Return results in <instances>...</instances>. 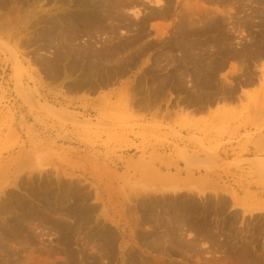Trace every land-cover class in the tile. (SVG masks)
<instances>
[{
    "label": "rangeland",
    "instance_id": "1",
    "mask_svg": "<svg viewBox=\"0 0 264 264\" xmlns=\"http://www.w3.org/2000/svg\"><path fill=\"white\" fill-rule=\"evenodd\" d=\"M102 1L111 10L127 3L118 13L127 21L118 26L127 23L129 30L123 24L113 36L105 34V19L96 24L99 30L87 32L82 26L77 32L82 0L0 4V229H9L10 196L36 209L32 195L43 189L54 194L51 203L58 212L51 218L62 214L65 227L59 239L50 225L27 222L19 239L29 247L19 243L11 248L21 260L35 264H227L247 245L260 252L264 174L254 159H264V147L255 151L251 139L264 134V56L251 64V86L240 84L246 74L227 60L206 88L217 100L201 114L195 113L198 105L185 103L195 94L193 84L176 80L160 88L156 66L182 17L201 26L206 14L212 18L217 13L213 20H219L221 29L206 36L229 35L232 48L239 49L249 42L248 34L259 36L256 26L242 34L238 26L264 0H134L132 8L130 0ZM103 2L99 5L105 6ZM165 5L170 7L166 17L159 12ZM126 39L138 42L117 51L111 63L95 58ZM88 46L96 53L97 71L77 67V53ZM14 58L25 72L16 70ZM26 95L59 112L31 107ZM230 95L233 99L223 102ZM206 152L214 157L209 163ZM157 171L162 178L154 180ZM158 180L169 188L160 187ZM243 185L254 192L247 188L242 196ZM182 202L187 207L193 203L197 214L187 216L189 208ZM3 256L0 264L7 260Z\"/></svg>",
    "mask_w": 264,
    "mask_h": 264
},
{
    "label": "bare ground",
    "instance_id": "2",
    "mask_svg": "<svg viewBox=\"0 0 264 264\" xmlns=\"http://www.w3.org/2000/svg\"><path fill=\"white\" fill-rule=\"evenodd\" d=\"M8 0H0V4H6ZM17 1V0H15ZM23 1V0H19ZM45 1V0H44ZM119 1V0H118ZM134 0H130L128 5L132 7V5H134L133 3ZM142 1V0H141ZM168 1V0H167ZM214 1V0H213ZM221 1V0H220ZM219 1V2H220ZM228 0H224L223 2H226ZM245 0H242V2ZM256 1V0H255ZM18 2V3H19ZM79 2V1H78ZM99 2H103L102 0H82L80 7L77 9V32L80 31V28L82 26H85L87 32L90 31L91 28H95L96 31V27L98 29V25L96 24H100L103 21H106L105 19H107V21L109 22L107 25L102 26V30L103 33L107 34L110 33V35L113 34V32L115 33V30L119 29L120 26H122L125 23H122V25L118 26L119 22H126L127 19H124L120 17V15H118V13L121 12V10L124 9V6H126L125 4H116L114 7L111 6V8L113 7L114 10H111L109 8L110 4L108 5V2L104 1L103 3L105 4V6L99 5ZM165 2V1H163ZM173 2V1H172ZM22 3V2H21ZM133 3V4H132ZM157 4H159L158 2H156ZM228 3V2H227ZM259 3V2H257ZM256 3V4H257ZM262 3V2H261ZM259 3L260 6L258 7V10H254L251 11L252 14L248 13L250 16L242 22L243 26H241L239 24L238 26V30H240L239 32H241L240 34H242L243 32L245 33L246 31L250 30V28H252L253 26H256L259 28V31L257 33H259V36L257 37V35H253V34H248L250 39L249 42L247 41V44L241 46L239 49H234L237 48L236 46L234 48H232V40L233 38L229 35H222V36H206L208 33L210 34V32H213L215 29L220 28V22L219 20H213V18L215 17V15L217 14H213L214 17L210 18V16H206L204 17V20L201 18L200 21L202 22L201 26H199L198 24H193L192 20H189L185 17H182L178 20L179 22V26L176 29L177 30V34L176 37L171 41H169L168 46L166 47V52L160 54L159 56V64L156 66V69L158 67L160 71V75H159V84L161 87L160 88H165L166 86H164L165 83H167L166 85H168V83H173L175 84V81L177 80L179 84H182L184 82H190L191 84H193V88H196V91H194V96H192L191 100L188 101L187 98V102L186 106L188 105H198V108L195 109V113L201 114L204 113V109L209 108V106L211 107L212 104L215 103V100H217V98L215 97V92L214 91H207L206 88H208V85H213V80H214V75L216 72H218V69L223 67L225 65V63L227 62V60H234L235 63H238L239 65V70L243 71L246 75L244 77V75L241 74V76L244 77L245 81L243 83V85L246 86H251L253 85L255 82L253 79V76L251 75V73L248 75V72H250L251 70V64L255 65L258 63V61H260L261 59H263L264 56V6H262V4L264 5V3ZM78 4V3H77ZM198 4V3H197ZM208 4V3H207ZM206 4V5H207ZM210 4V3H209ZM212 4V3H211ZM225 5V3H223ZM252 4V3H251ZM255 4V5H256ZM27 5V4H26ZM161 5V4H160ZM164 5V4H163ZM162 5V6H163ZM228 5V4H227ZM234 5V4H233ZM239 5V4H238ZM241 5V4H240ZM254 5V6H255ZM1 6V5H0ZM79 6V5H77ZM123 6V9H121V7ZM129 6V7H130ZM137 6V5H136ZM135 6V7H136ZM139 6V5H138ZM211 6V5H210ZM84 7V8H83ZM168 7L167 5H165V7H161V9L159 10V12L161 14H166V16L168 15ZM256 7V6H255ZM14 8V7H13ZM12 8V9H13ZM126 8V7H125ZM170 8V7H169ZM201 8V7H200ZM257 8V7H256ZM80 9H82L83 11H80ZM128 9V8H126ZM189 9V8H188ZM203 9V8H202ZM208 9V8H207ZM242 9V8H241ZM240 9V10H241ZM16 10V9H15ZM195 9H193L194 11ZM210 10V8H209ZM209 10H206L207 12H209ZM239 10V11H240ZM115 11V12H114ZM126 11V10H125ZM205 11V12H206ZM244 12V11H243ZM124 13V12H123ZM209 13H212L209 12ZM215 13V12H213ZM241 13V12H238ZM160 14V15H161ZM163 14V15H164ZM198 14V13H197ZM236 14V13H235ZM20 15V14H19ZM73 15V14H72ZM152 15V14H151ZM153 15H157L156 13ZM160 15H157L158 17ZM162 15V16H163ZM192 15V14H191ZM209 15V14H208ZM231 15V14H229ZM228 15V16H229ZM240 15V14H239ZM127 16V13H126ZM160 17V19L166 17L164 15V17ZM193 16V15H192ZM238 16V15H237ZM247 16V15H246ZM69 17V16H68ZM74 17V16H73ZM76 17V16H75ZM150 17V16H149ZM148 17V19H149ZM187 17V16H186ZM230 17V16H229ZM128 18V17H127ZM240 18V17H239ZM246 18V17H245ZM200 19V18H199ZM225 19V18H224ZM232 19V18H231ZM241 19V18H240ZM126 20V21H125ZM198 20V19H197ZM196 20V21H197ZM243 20V17H242ZM129 21V20H128ZM195 22V21H194ZM199 22V23H200ZM224 22V21H222ZM81 23V24H78ZM129 23V22H128ZM131 23V22H130ZM143 23V22H142ZM236 23V22H235ZM234 23V24H235ZM64 24V23H63ZM84 24V25H83ZM121 24V23H120ZM257 24V25H256ZM128 24H125V28L126 30L128 29L129 26H127ZM222 25V24H221ZM229 25V24H228ZM119 28H118V27ZM131 26V24H130ZM141 26V23H140ZM234 26V25H233ZM6 27V26H5ZM237 27V26H236ZM92 29V30H93ZM221 29V28H220ZM85 30V29H84ZM91 30V31H92ZM99 30V29H98ZM129 30V29H128ZM94 31V30H93ZM216 31V30H215ZM243 31V32H242ZM67 32V31H66ZM107 32V33H106ZM59 33V32H58ZM85 33V32H84ZM100 33V32H99ZM102 33V32H101ZM176 33V32H175ZM79 34V33H77ZM89 34V33H88ZM92 34V33H91ZM136 34V33H135ZM239 34V33H238ZM256 34V33H255ZM48 35V34H47ZM70 35V34H69ZM73 35V34H72ZM114 35V34H113ZM112 35V36H113ZM203 35L204 39L201 40L200 42L198 40L199 43H196L192 40L193 36H201ZM211 35V34H210ZM233 35V34H232ZM237 35V34H236ZM245 35V34H244ZM45 36V35H44ZM74 36V35H73ZM79 36V35H78ZM141 36V35H140ZM224 36V37H223ZM58 37V36H57ZM64 37V36H63ZM137 37V36H136ZM135 37V38H136ZM235 37V36H234ZM48 38V37H47ZM50 38V37H49ZM52 38V37H51ZM50 38V39H51ZM62 38V37H61ZM70 38V37H69ZM73 38V37H72ZM140 38V37H139ZM201 38V37H200ZM45 39V37H44ZM71 39V38H70ZM138 39V38H137ZM169 39V38H168ZM202 39V38H201ZM43 40V39H42ZM55 40V38H54ZM57 40V39H56ZM68 40V39H67ZM134 39H130V40H124L121 42H119L116 45L111 46L107 51H104L103 54H99L97 55L95 58L97 57H101L102 60L105 62H109L111 63V58H113V56L117 55V51H122L125 52L126 50H128V47L131 46V44H134L133 42ZM37 41V40H36ZM46 41V40H45ZM53 41V40H52ZM235 41V40H234ZM42 42V41H41ZM70 42V41H69ZM133 42V43H132ZM138 42V41H136ZM135 42V43H136ZM194 42V43H193ZM45 43V42H44ZM53 43V42H52ZM48 44V43H47ZM234 44V43H233ZM43 46V44H42ZM91 46V45H90ZM234 46V45H233ZM240 46V45H239ZM68 47V46H67ZM140 47V46H139ZM43 48V47H42ZM69 48V47H68ZM133 48V47H132ZM138 48V47H137ZM136 48V49H137ZM81 52L77 53V67H80L81 69H83L84 71L87 69L91 70H95L97 71V62L96 60L94 61V55L91 47L88 46V49H82L80 48ZM135 49V47H134ZM144 49V48H143ZM66 50V49H65ZM78 50V47H77ZM142 50V49H141ZM261 51L258 52L256 54L257 51ZM67 51V50H66ZM83 51V52H82ZM131 51H129L130 53ZM76 54V53H75ZM128 54V52L126 53ZM131 54V53H130ZM133 54V53H132ZM158 54V53H157ZM258 57H256L255 56ZM58 57V55H56ZM15 57V56H14ZM60 57V56H59ZM62 57V56H61ZM17 58V57H16ZM14 58V65L16 67L17 71L20 72H25L24 67L20 64L19 61H17V59ZM115 58V57H114ZM16 59V60H15ZM61 59V58H60ZM130 59V58H129ZM80 62V63H79ZM130 63H133V58H131V60L129 61ZM165 62V63H163ZM56 63H58L56 61ZM79 63V64H78ZM163 63V64H162ZM54 64V63H53ZM107 64V63H106ZM129 65V64H127ZM50 66V65H49ZM57 66V65H56ZM54 64V67H56ZM236 66V67H237ZM225 67V66H224ZM51 68L53 69V67L51 66ZM50 68V69H51ZM58 68V67H57ZM152 68V67H151ZM51 69V70H52ZM59 69V68H58ZM57 70V69H55ZM156 71V72H157ZM176 72L177 75H175L174 72ZM253 70H251L252 72ZM27 72V71H26ZM54 72V71H53ZM89 72V71H88ZM166 73V74H165ZM49 74V73H48ZM159 74V73H158ZM158 74L156 73V76H158ZM56 77V74H53ZM237 75V74H236ZM238 76V75H237ZM240 76V77H241ZM243 79V78H242ZM106 80V79H105ZM108 80V79H107ZM18 81V80H17ZM243 81V80H242ZM215 82V81H214ZM102 83V82H101ZM20 84V83H18ZM156 84V82H155ZM177 84V85H179ZM218 85V84H217ZM20 86V85H19ZM171 86V85H169ZM216 86V84H215ZM18 87V86H17ZM82 87V85H81ZM179 87V86H178ZM177 87V88H178ZM192 87V86H191ZM21 88V86H20ZM74 88V87H73ZM137 88V87H136ZM143 88V87H142ZM154 88V86H153ZM175 88V87H174ZM173 88V89H174ZM215 88V87H214ZM152 89V88H151ZM172 89V88H171ZM216 89H218L216 87ZM234 89V88H232ZM164 90V89H163ZM189 90V88H188ZM194 90V89H193ZM20 91V90H19ZM155 91V90H154ZM159 91V90H158ZM143 92V91H142ZM141 92V93H142ZM218 92V91H217ZM23 93V92H22ZM154 93V92H153ZM219 94V93H218ZM231 94V93H230ZM24 96V95H23ZM27 97V95L25 96ZM24 97V98H25ZM32 97V96H31ZM38 98H40L39 96H37ZM149 97V96H148ZM195 97V98H194ZM222 97V96H220ZM218 97V99L220 98ZM28 99L27 102L30 103L31 107H36L37 109L46 111L48 113H52V114H57L56 109L52 108L50 105H44L42 103H39L38 100H33L32 98L27 97ZM233 99V96H227L226 98H222L223 102H230V100ZM26 100H24L26 102ZM185 100V101H186ZM221 100V99H220ZM219 100V101H220ZM149 102V101H148ZM151 102V100H150ZM221 102V101H220ZM152 103V102H151ZM47 104V103H46ZM227 104V103H225ZM229 104V103H228ZM29 105V106H30ZM135 105V104H134ZM149 105V104H148ZM163 108V107H162ZM177 114V113H176ZM167 115V114H165ZM190 116V115H189ZM194 116V115H193ZM166 120V119H165ZM254 137L253 140L254 144H253V149L257 152H259V150L263 149L262 147H264V134L263 137ZM214 159L213 156L210 155V152H206V157H205V162H211ZM196 160V159H195ZM254 163L256 164V166L259 168L260 172L262 174H264V159L262 158H255L254 159ZM207 168L211 171L213 170L212 165H207ZM152 179L157 180L159 178H162L160 171H157L153 176H151ZM168 182H170L171 177L167 178ZM159 182V186L163 187V188H169L168 184H166V186L161 182V180H158ZM41 183V182H40ZM146 183V182H145ZM198 182H195L194 185L197 186ZM26 184V183H25ZM173 184L174 188L175 187V183H171ZM200 184V183H199ZM17 185V184H16ZM27 185V184H26ZM42 185V184H41ZM40 185V186H41ZM145 185V184H144ZM18 186V185H17ZM39 186V187H40ZM165 186V187H164ZM199 186V185H198ZM43 187V186H42ZM41 187V188H42ZM212 187V186H211ZM215 187V186H214ZM38 188V187H37ZM46 188V187H45ZM20 189V188H19ZM47 189V188H46ZM199 189V188H198ZM210 189V187H209ZM44 191L39 194V195H32V200L38 205V207L36 209H34L32 206H30L27 202L20 200V201H16L14 199L15 196H10V203L7 204V207H11V214H12V218L10 217V220L7 225H8V230L6 229H0V256L4 255L3 257H5L7 260L5 262V264H35V261L29 259L30 261H23L21 260L22 258L19 255V251L18 250H14L13 248H11V244L12 245H20L22 243L21 240L19 239V234L23 231V227H26V223L30 222V221H34L36 220L37 222H39V225H45L48 224L51 226L53 231H56V233L58 234L59 239H62L63 235H64V231H65V227L62 225L61 223V219H62V214L61 219L57 218L55 219V221L53 220V218H51L52 216L54 217L55 214H57L56 212H58L57 208L52 207V201L51 198L54 197L52 195L51 197V193L47 192L45 189H43ZM78 190V189H77ZM61 192V191H60ZM54 193V192H53ZM57 193V192H56ZM59 193V192H58ZM77 193V192H76ZM75 194V193H74ZM63 195V194H62ZM80 195V194H79ZM17 196V195H16ZM30 196V195H29ZM81 196V195H80ZM69 197V196H68ZM22 198V197H21ZM63 198V197H62ZM78 198V197H77ZM17 199V198H16ZM53 199V198H52ZM57 199V205L61 206L62 202L60 201L59 198ZM237 199V198H236ZM235 199V200H236ZM60 201V202H59ZM239 201V200H238ZM59 202V203H58ZM65 202V201H64ZM158 202V201H157ZM237 202V201H236ZM159 203V202H158ZM173 202H171L172 204ZM179 203V202H178ZM177 201L175 203V207L178 208V205L176 206V204H178ZM185 203V202H182ZM242 203V202H241ZM181 204V203H180ZM192 205L189 207H187L186 203V209L189 208L188 212H187V216L190 215H196L197 210L195 205L193 203H191ZM237 204H240L239 202H237ZM55 205V203H54ZM168 205H170L168 203ZM184 205V206H185ZM190 205V204H188ZM34 206V204H33ZM63 206V205H62ZM171 206V205H170ZM174 206V205H172ZM211 206V205H210ZM3 207V206H2ZM57 207V206H56ZM168 207V206H167ZM180 207V206H179ZM209 207V206H208ZM1 208V207H0ZM89 208V207H88ZM164 208V207H163ZM166 208V205H165ZM183 208V207H181ZM176 209V208H173ZM185 209V210H186ZM211 209V208H210ZM5 211L7 209H5L4 207L2 208V211ZM20 212L22 213H19ZM78 210V208H77ZM171 210V209H170ZM177 210V209H176ZM181 210V209H180ZM3 211V213H4ZM178 211V210H177ZM176 211V213H177ZM10 212L8 214H10ZM173 211H171L172 213ZM175 212V211H174ZM184 212V211H183ZM182 212V213H183ZM7 213V212H5ZM175 215L173 214V216H178L177 214ZM181 213V212H180ZM155 215V214H154ZM11 216V215H10ZM57 216V215H56ZM55 216V217H56ZM59 216V217H60ZM161 216V215H160ZM20 217V218H19ZM23 217V218H21ZM69 217V216H68ZM192 217V216H191ZM9 218V215H8ZM73 218V217H72ZM149 218V217H148ZM162 217H160L161 219ZM183 218V217H182ZM186 218V217H185ZM203 218H207L206 216ZM52 219V220H51ZM81 219V218H80ZM171 219V218H170ZM71 220V219H70ZM185 220V219H183ZM181 219V221H183ZM179 220V222H181ZM228 221V220H227ZM35 222V221H34ZM73 222V221H72ZM76 222V221H75ZM229 222V221H228ZM68 223V222H67ZM6 224V223H5ZM29 224V223H28ZM177 224V223H176ZM181 224V223H180ZM204 224V223H202ZM80 225V224H79ZM6 226V225H5ZM27 228V227H26ZM37 228V227H36ZM48 228V227H47ZM105 228V227H104ZM28 229V228H27ZM41 229V228H40ZM198 230V229H197ZM81 232V231H80ZM174 232V231H173ZM54 233V232H53ZM257 233V232H256ZM236 234V233H235ZM254 234V233H253ZM212 235V234H211ZM32 236V235H31ZM105 237V236H104ZM31 238V237H30ZM25 239V238H24ZM20 240V241H19ZM209 240V239H208ZM23 241V239H22ZM80 241V240H79ZM251 241V240H250ZM254 241V240H253ZM41 242V241H40ZM20 243V244H19ZM57 243V242H56ZM250 243V242H249ZM257 243V242H256ZM41 244V243H40ZM39 244V245H40ZM248 244V243H247ZM23 246H28L22 244ZM21 245V246H22ZM55 245V244H54ZM111 245V244H110ZM159 246V245H158ZM20 247V246H19ZM40 247V246H39ZM42 247V246H41ZM40 249L38 250H41ZM82 247V246H81ZM225 247V246H224ZM227 247V246H226ZM250 246H246L245 248H243L242 252H240L241 254L237 255V257H234L232 260L231 258V262L227 263V264H264V245L261 247V251L259 252L258 249H256V247H250ZM24 248V247H23ZM22 248V249H23ZM31 248V247H30ZM33 248V247H32ZM54 248V247H53ZM57 248V247H56ZM107 248V247H106ZM229 248V247H228ZM231 248V247H230ZM21 249V248H20ZM19 249V250H20ZM70 249V248H69ZM222 249V248H221ZM31 250V249H30ZM35 250V249H34ZM34 250H32L34 252ZM38 250H36L38 252ZM258 250V251H257ZM23 251V250H22ZM26 251V250H25ZM55 251V250H54ZM58 251V250H57ZM224 251V250H223ZM33 252L31 254H33ZM41 252V251H40ZM236 252V251H235ZM35 253V252H34ZM39 253V252H38ZM230 252H228L229 254ZM239 253V252H238ZM30 254L27 253V255ZM36 254V253H35ZM34 254V255H35ZM48 254V253H47ZM64 254V253H63ZM231 254V253H230ZM104 255V254H103ZM232 255V254H231ZM52 256V255H51ZM229 256V255H227ZM234 256V254H233ZM37 257V256H34ZM40 261V260H39ZM79 261V260H78ZM228 262V261H226ZM37 263V262H36ZM45 263V262H44ZM43 263V264H44ZM41 264V263H40ZM46 264V263H45ZM100 264V263H99Z\"/></svg>",
    "mask_w": 264,
    "mask_h": 264
},
{
    "label": "crops",
    "instance_id": "3",
    "mask_svg": "<svg viewBox=\"0 0 264 264\" xmlns=\"http://www.w3.org/2000/svg\"><path fill=\"white\" fill-rule=\"evenodd\" d=\"M237 146H238V145H237ZM251 151H252V149H251ZM225 152L228 153L227 150H225ZM251 153H252V152H251ZM250 159H251V158H250ZM241 188H242V190H241V194H242V196H243V190H244V189H247V188H248L250 192H254V191H252L253 188H249L247 185H246V186L243 185ZM255 192H256V191H255ZM240 197H241V196H240Z\"/></svg>",
    "mask_w": 264,
    "mask_h": 264
}]
</instances>
